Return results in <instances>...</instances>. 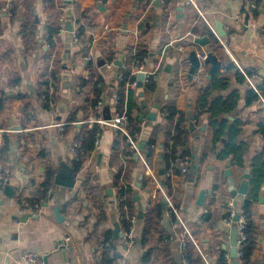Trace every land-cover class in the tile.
Masks as SVG:
<instances>
[{"label": "crops", "instance_id": "crops-1", "mask_svg": "<svg viewBox=\"0 0 264 264\" xmlns=\"http://www.w3.org/2000/svg\"><path fill=\"white\" fill-rule=\"evenodd\" d=\"M250 1L193 0L195 5H189L185 0H170L165 5V2L157 0H55L64 17V30H60L59 35L62 66L58 69L59 80L55 89L47 91H50L47 96L52 98V105L46 109L43 106L45 102L38 97L42 57L48 48L44 37V4L42 0H0V149L6 138L10 158L6 164V184L17 190L16 196L11 198L3 191L4 183L0 189V264H12L25 252L41 256L45 264H95L105 233H113L115 222L120 226L117 203L114 202L117 189L113 184V178L119 171L123 174L122 182L137 189L140 198L137 212L141 209L144 212L158 193L161 199L167 197L171 201V206H164L160 230L173 237L167 247L177 264H183L181 252L186 231L193 239L201 264H207L205 259L217 264L222 255H226L231 264L230 231L235 223L226 222L224 215L233 207H239L251 194L252 158L264 151V106L258 101L245 105L250 88L254 90L256 82L264 79V0H260L257 17L253 16L252 10L249 11ZM29 3L31 7H27ZM29 13L35 15L39 26L34 46L27 49L21 39V29ZM69 18L71 31L80 32L81 26L84 29L80 32L81 44H75L71 31L67 32ZM216 22L222 25L224 37L215 33ZM207 30L223 47L222 58L210 50L211 43L203 48L194 43L197 37L210 39ZM84 47L88 49L86 56L90 54L95 63L96 77L102 81L99 83L102 84L103 106L99 113L103 117L104 110L114 113L113 93L118 92L116 76L119 69L127 65L128 50L132 47L145 49L148 55L143 59V70L154 72L155 78H145L142 88L129 89L128 114L131 126L139 130L138 145L144 144V149L154 128L161 130L156 153L151 164L146 160L143 149L131 158L121 157L110 166L111 145L116 134L110 127H104L95 150L74 174V188L65 189L54 184L49 200L37 216L20 215V190L29 184H38L48 171L56 178L62 164L73 169L75 157L69 148L77 130L83 124L92 128L91 116H100L90 112V86L84 89L73 87L72 83L75 76L89 79L84 68L85 56L81 52ZM192 50H196L197 56L200 52L211 51L222 62L226 59L232 62L231 66L218 70L229 85L224 92L214 91V96L239 92L240 101L233 119L241 124L239 140L249 145L243 169L228 160L215 159L210 148L202 165L199 166L197 161L195 172L191 171L193 156L199 160L209 146L205 144L212 137L209 114L202 113L197 120L192 116L200 92L208 87L214 75L208 74L210 65L203 63L192 81L189 80L187 55ZM110 53L114 60L108 67L111 62L107 56ZM238 75L244 76L246 81L239 82ZM196 76L200 81H196ZM18 92L33 108L29 118L22 112L23 102L15 100ZM143 101L150 114L144 112ZM169 107L185 112L187 122L182 125L188 129L192 118L195 129L190 131L189 141L180 147L190 153L191 165L178 179L179 184L175 188L179 208L175 207L165 187L162 188V178L158 174L159 146L167 125L164 110ZM150 116H155V120ZM72 118L73 121L69 122ZM57 124L64 126L60 128ZM72 125L70 134H65V126ZM216 146L220 149V142ZM227 168L232 171L234 189L245 179V174L249 175L246 195L237 196L235 200L231 198L229 177L225 176ZM142 181L146 184L143 185ZM109 189L111 196L108 195ZM202 190L206 193L203 206L197 204ZM257 199L251 207L253 243L246 264H264V185ZM56 207L63 217L61 222L56 218ZM133 228L136 241L129 250L124 248L122 238L114 239L119 257L111 264H121L120 259H125L127 264H144V249L140 244L143 221L138 219ZM65 241L67 246L57 248L59 251L56 252L57 244ZM157 247L161 249L165 245L159 243ZM154 260L152 258L149 262ZM237 262L245 264L238 259ZM149 264H162V259Z\"/></svg>", "mask_w": 264, "mask_h": 264}, {"label": "trees", "instance_id": "trees-1", "mask_svg": "<svg viewBox=\"0 0 264 264\" xmlns=\"http://www.w3.org/2000/svg\"><path fill=\"white\" fill-rule=\"evenodd\" d=\"M170 0H165L164 4L168 5ZM256 2V9H253L251 13L254 17L258 16V8L261 4L260 0H254ZM44 4V13L46 16L45 26H44V37L48 43V48L42 57L43 68L41 69V82L38 86V97L42 94L40 89L44 86L48 91L51 88L55 89V86L59 80V67L62 66L60 60V52L62 45L60 43V18L63 16L62 13L56 7L55 0H42ZM27 7H31V4H27ZM29 11V10H28ZM28 20L22 24L21 29V39L25 48L30 49L34 46L37 37L38 22L36 21L35 15L28 14ZM76 20L77 17H76ZM84 31L83 27H80V32ZM208 36L211 39L210 50L216 55L223 57V47L219 41L212 36V34L207 30ZM110 40V38H109ZM82 55L86 56L88 49L84 47L82 49ZM148 54L145 49L141 47H132L128 50L127 65L124 68L119 69V73L122 75V79L119 82V103L116 105L115 110L121 112L123 110V103L125 100V85L127 82L137 81V76L134 74L135 68L142 64L144 57ZM113 54H109L107 59L109 62H113ZM51 67L53 70H51ZM85 71L89 73L88 80L80 76H75L73 80V87L80 86L81 88L89 87V94L92 95L90 102V112L98 113L96 111L97 102L101 99L102 88L98 86L99 82H102L100 78L96 77L95 63L93 61H85L84 63ZM220 72V71H219ZM214 72L213 78L208 85L200 92L195 107V112L193 114V120H197V117L202 113L209 114V126L212 128V137L209 143L205 144L206 149L204 150L202 156L198 160L199 166L202 165L203 161L207 158L209 154V149L211 148V153L218 160H228L233 165L238 166V168H244V157L248 153L249 145L239 140V135L241 133L240 122L234 118V111L238 102L240 101V95L237 91H232L231 94H225L221 96H214V91H225L228 88L229 81L222 77V74ZM249 76V75H248ZM251 76V75H250ZM249 76V77H250ZM239 82L246 81L244 76H237ZM256 85V89L264 95V79H261ZM127 105L126 112L129 113V90L127 91ZM21 100L23 102V114L29 118L30 114L33 113V108L27 101V98L18 92L16 94L15 100ZM259 100V94L250 88L249 92L245 98V105H250L251 103H257ZM259 102V101H258ZM52 105V98L50 97L46 103H43L44 108L49 109ZM165 117L167 119L166 130L164 133V138L162 140V164L165 167V174L161 177L163 183H165V189L168 196L174 202L176 208H179L178 201L175 199L177 193L175 188L177 187L178 179H181L182 173L180 172V165L177 163L171 168V161L178 159L182 160L185 156L189 159L190 153L185 149H180L185 145L190 138V129L188 127L184 128L182 123L186 124L187 114L185 112L177 111L175 108L169 107L164 110ZM88 117V115L86 116ZM129 118V114H128ZM73 118L69 120L72 122ZM188 124V123H187ZM72 126H65L64 132L69 135ZM129 135L132 138L137 139L139 135L138 128L131 126L130 120L127 128ZM154 132L151 139L148 141L147 146L144 149L145 158L151 164L154 154L157 150V139L161 130L158 127L154 128ZM101 129L97 125H93L89 129L87 124H83L78 130L76 135V140L82 138L81 150L83 153L79 152L75 158H73V171L74 174L81 168L82 164L85 162L87 157L95 150L96 143L101 136ZM127 138L120 132L116 133L113 143L111 145L112 152L110 154V166L115 164L121 157H133L135 151L130 147L126 140ZM224 139V141H222ZM222 141V142H221ZM220 142L221 148L218 149L216 143ZM9 142L5 138L4 143L0 149V177L3 180L2 183L6 184L7 177L5 175L7 169L6 164L9 162ZM251 165V184L252 191L251 194L243 199L238 209L242 210V215L246 218V225L244 227V234L246 235L245 240L241 241L239 239L238 246V260L247 263L251 255L252 243H253V224H252V212L251 207L254 202H256L259 190L262 185H264V151L258 152L252 158ZM172 171V174L168 173ZM122 171H119L113 178V184L118 191L116 192L117 203V213L118 220L120 222L121 228H128L132 225L131 216L135 215L137 217V202L133 201V195L137 192L131 184H124L122 182ZM5 178V180H4ZM125 179V178H124ZM3 184V185H4ZM55 177L52 172L48 171L46 176L41 181L39 187L34 192V198L43 197L47 193L50 194L52 189H54ZM145 185V181H142ZM32 200H30L31 202ZM34 201V200H33ZM164 207L162 205V199L160 193H158L154 200L151 201L146 210L142 213L143 228L140 235V244L144 249L142 263L149 264L153 263L159 258L162 259V264H177L175 256L170 252L167 247L173 238L167 231H161L162 223V213ZM228 213L224 217L228 218ZM156 237V240H155ZM172 237V238H171ZM105 240L103 241L100 254L97 255L95 264H111L119 256L116 254L114 246V238H112V231H107L105 233ZM156 242V243H155ZM159 243H164L165 248L159 249L157 245ZM182 254L183 264H201V257L195 249L193 239L185 235L184 246ZM155 259L153 262H149L150 259ZM229 259L226 255H222L219 258L217 264H229Z\"/></svg>", "mask_w": 264, "mask_h": 264}, {"label": "built area", "instance_id": "built-area-1", "mask_svg": "<svg viewBox=\"0 0 264 264\" xmlns=\"http://www.w3.org/2000/svg\"><path fill=\"white\" fill-rule=\"evenodd\" d=\"M161 2L163 3L165 0H157V2ZM251 3L249 4V11L256 9V2L254 0L250 1ZM186 4L189 5H195V3H193V0H185ZM244 20V16L241 17ZM60 25H61V31L64 30V17L62 16L60 18ZM71 35H72V40L75 44H81L83 41V38L81 36V33L78 30H72L71 31ZM89 47V45H87V48ZM90 48V47H89ZM198 57L200 58L201 61V65L203 64L204 60H205V53L198 55ZM84 60L86 61H93L90 54H88V56L84 57ZM113 65V62L109 63L107 66L111 67ZM200 65V68H201ZM144 73V76L146 79H154V72H146L143 70V62L141 65H139L137 68H135L134 70V74L137 75L138 73ZM117 81H118V89H119V82L122 79V75L121 74H117ZM196 81H200V77L196 76ZM248 83H251V81L247 78ZM137 81L135 82H127L125 85V91H124V95H125V100L123 103V110L121 112H118L116 110H114L113 114H110V118L108 120H105L103 116H101V114L99 113L102 106H103V102L100 99L97 102V106H96V111H98V113L100 114V116H95L92 115L91 116V123H93V125H97L100 129L104 128V127H110L113 131H115V134L120 132L122 135H124L127 139V142L129 143L130 147L134 149V151L136 153H140L139 148H137L138 146V138H132L129 135V132L127 130L128 128V124H129V118H128V114L126 112V105H127V91L132 88V87H136ZM98 86H102L101 83L98 84ZM254 90L259 94V102L264 106V95L258 91L255 87ZM40 92L42 93L40 95V100L42 102H47L48 101V96L50 94V91L47 92V90L42 87ZM48 93V94H47ZM112 106L116 107V105H118L119 103V95L118 92L116 91L115 93H113V99H112ZM58 127L62 128L64 125L63 124H57ZM93 127V126H92ZM184 128H186L185 126H183ZM81 146H82V138L79 139H74L73 142L70 145V152L72 154V156H77L79 152L83 153L81 150ZM181 149V148H180ZM141 155V154H140ZM178 164L180 165V172L182 174L187 173L189 167H190V159L185 156L184 159L182 160H178L175 159L173 161H171V168L174 167V164ZM169 175L172 174V171H170L168 173ZM5 180V178H4ZM42 181V179H41ZM41 181L39 180L38 184H29L27 185L25 188L20 190V215L21 214H30L31 216H37L39 214V212L41 211V209L46 205L47 201L50 198V194H46L43 197H38V198H34V192L35 190L38 189ZM3 180L0 177V189L2 188V183ZM118 191V189H117ZM166 201H168V205L171 206V201H169V199L166 197L165 198ZM30 200H32L30 202ZM34 200V201H33ZM235 215H237L239 217V220L237 222H235V225H237V229H238V235H239V239H241V241L245 240L246 235L244 234V227L246 225V218L242 215V210L238 209L237 207H233L229 213H228V218L225 219L226 222H228L229 224L234 222V218ZM132 221V225L129 226L128 228H120V238H122V243L123 246L126 250H129L130 247H132L136 241L135 239V235H134V228L133 225L137 222V217L135 215L131 216ZM185 235H189V233H187ZM191 237V236H190ZM67 241H65L63 244H58L57 248H61V247H66L67 246ZM238 242V246H239ZM121 264H127L125 259H120ZM205 262L207 264H211L210 262H208L205 259ZM12 264H45L44 262V258H42L41 256H38L35 253H31V252H25L22 253L20 256L17 257V259L12 263Z\"/></svg>", "mask_w": 264, "mask_h": 264}, {"label": "water", "instance_id": "water-1", "mask_svg": "<svg viewBox=\"0 0 264 264\" xmlns=\"http://www.w3.org/2000/svg\"><path fill=\"white\" fill-rule=\"evenodd\" d=\"M97 1H102V0H97ZM102 9V7H101ZM70 18L68 20V22L66 23V27H67V32H70L71 31V24H70ZM216 27L214 28V31L215 33L217 34L218 37H224L225 35V32L223 31L222 29V25L220 26L219 23L216 22ZM194 43H196L200 48H203L205 46H208L210 44V39H208L207 37H197L195 38L194 40ZM202 51V50H201ZM205 53V60H204V64L206 65H210V68L208 70V74L209 75H212L215 71H218V70H221L222 67H229L231 66L232 62L229 61V59H226L224 62H222L221 60H219V58L214 54L212 53L211 51H206V52H200V54H203ZM188 57V60H189V63H190V67H189V70H188V78L190 81H192L193 77L195 76L196 72L199 70L200 68V65H201V61H200V58L197 56V52L196 50H192L188 53L187 55ZM117 66H120V63L119 62H116L115 63ZM137 84H136V87L137 88H142L143 86V81L145 79V76H144V73H138L137 75ZM140 96L142 97L143 94H140ZM146 102L143 101V109H144V112H146V114H150L149 111H147V108H146ZM105 114H104V119L105 120H108L110 118V114L108 113V110H104ZM189 114H191V112H189ZM151 120H155V116H150ZM192 120V118H191ZM189 121V129L190 131H194V126H193V123L192 121ZM19 130V129H18ZM203 131V129L201 130ZM143 145L144 144H141V145H138L137 148H139V150H143ZM160 149H162V145L159 146ZM158 161H159V170H158V174L160 177H162L164 174H165V167L164 165L162 164V155L160 154L159 157H158ZM197 161H198V157L197 156H193V160H192V166H191V171L192 173L195 172L196 168H197ZM61 170L60 172L56 175V178H55V185L57 186H61L65 189H73L74 188V171L71 167H69L68 165L66 164H62L61 165ZM225 176L226 177H229V187H230V195H231V198L235 200V198L237 196H244L246 195L247 193V190H248V181L246 179L249 178V175L248 174H245V179L242 180L241 184L239 185V187L236 189H234V183L233 181L231 180V177H232V171L231 169H226L225 170ZM161 186L162 188L165 186V183H163V180L161 182ZM3 191L4 193L8 196V197H15L16 196V192L17 190L10 186L9 184H5L3 186ZM205 191H200L199 192V195H198V198H197V204L198 205H201L203 206L205 204ZM108 195L111 196L112 195V191L111 189H109L108 191ZM139 195L138 193H134L133 195V201L134 202H138L139 201ZM168 204V201H166L165 198L162 199V205L163 207L166 206ZM143 211L142 209L139 210L137 212V219H140L142 220V216H143ZM55 214H56V218L61 222L63 217L61 216L60 214V211H59V207H56L55 209ZM24 217H28V215H25ZM239 220V217L237 215H235V218H234V223L237 222ZM120 226H119V223L118 222H115L114 223V229H113V233H112V238H114L115 240H118L120 239ZM230 235H231V239H230V258L232 259L231 261V264H238L237 262V259H238V242H239V235H238V229H237V225H235V227H233L230 231ZM58 246V244H57ZM59 250L57 249L56 247V252H58ZM64 254V253H62Z\"/></svg>", "mask_w": 264, "mask_h": 264}]
</instances>
